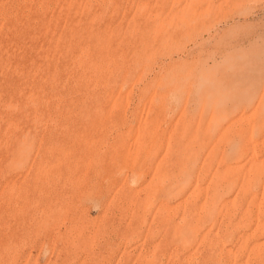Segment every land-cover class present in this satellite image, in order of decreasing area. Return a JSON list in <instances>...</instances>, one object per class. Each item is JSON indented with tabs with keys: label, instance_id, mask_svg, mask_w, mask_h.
Masks as SVG:
<instances>
[{
	"label": "rangeland",
	"instance_id": "1",
	"mask_svg": "<svg viewBox=\"0 0 264 264\" xmlns=\"http://www.w3.org/2000/svg\"><path fill=\"white\" fill-rule=\"evenodd\" d=\"M0 264H264V0H0Z\"/></svg>",
	"mask_w": 264,
	"mask_h": 264
}]
</instances>
